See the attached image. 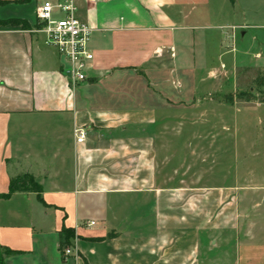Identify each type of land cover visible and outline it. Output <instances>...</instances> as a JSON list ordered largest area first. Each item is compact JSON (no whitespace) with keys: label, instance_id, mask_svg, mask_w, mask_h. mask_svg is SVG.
Instances as JSON below:
<instances>
[{"label":"crops","instance_id":"obj_1","mask_svg":"<svg viewBox=\"0 0 264 264\" xmlns=\"http://www.w3.org/2000/svg\"><path fill=\"white\" fill-rule=\"evenodd\" d=\"M0 1L22 22L0 27V195L23 176L42 190L0 199L4 264H264V178H239L237 137L215 142L264 24L232 21L235 0H78L95 59L72 84L36 33L42 0ZM213 155L233 171H207Z\"/></svg>","mask_w":264,"mask_h":264},{"label":"rangeland","instance_id":"obj_2","mask_svg":"<svg viewBox=\"0 0 264 264\" xmlns=\"http://www.w3.org/2000/svg\"><path fill=\"white\" fill-rule=\"evenodd\" d=\"M235 12L236 15L232 16V21L236 23H243V21H248V24L251 25H261L264 24V0H235ZM226 31V30H224ZM245 32L246 34H250L251 31L246 29V27H240L237 31V39L240 38V33ZM253 34V33H252ZM251 36V35H250ZM252 37H250L251 39ZM263 59L257 65H251L249 67L242 66L241 69L238 68L235 72V76L237 79V88L236 92L232 91L229 95V98H233V96L237 93L248 91L251 89V92L260 100L264 102V89H257L253 86L252 81L256 78L258 73H264V51L262 53ZM229 61H232L233 58H227ZM246 59L242 58V62H245ZM247 61V60H246ZM246 63V62H245ZM231 68L234 65V62H230ZM172 89V88H171ZM227 97L226 102L229 99ZM260 101L253 102L251 104L243 103L237 101V109L238 113L235 112V108H228L224 111H227L225 120L227 124L232 125L231 133L224 132L222 136L218 133V129L216 134L219 135L216 137V144L220 145V139L223 138L222 143L229 144L232 143V149L235 146L233 141L235 137H237L236 142L238 143V176L239 178H256L255 182L249 183L250 186L258 187V182L261 181V178H264V126L261 127L260 119L262 115L256 112L255 109L261 110V106L263 103ZM225 102V103H226ZM226 106V105H224ZM233 106V105H232ZM228 107V106H227ZM252 110V111H251ZM248 111V113H247ZM254 111V112H253ZM238 126V132H235L234 126ZM205 134L208 136L209 129L206 128ZM236 134V135H235ZM221 137V138H220ZM231 139V141L229 140ZM211 142V140H209ZM246 145L254 146L251 150H246ZM247 159V160H246ZM222 160V159H221ZM218 155H213L204 165V168L208 171L218 172L219 170H223V174L228 172L229 169H234V157L229 158V155L224 159L223 166L221 165V161ZM226 164V165H225ZM227 175V174H225ZM36 182V181H35ZM258 189V188H257ZM256 189V190H257ZM260 200H256V202H260ZM255 205V203H254ZM254 219L251 217V222L253 223L255 228L264 225V202L254 210Z\"/></svg>","mask_w":264,"mask_h":264},{"label":"built area","instance_id":"obj_3","mask_svg":"<svg viewBox=\"0 0 264 264\" xmlns=\"http://www.w3.org/2000/svg\"><path fill=\"white\" fill-rule=\"evenodd\" d=\"M78 0H42L36 10V33L43 35L44 44L57 51L65 66V75L72 84L84 83L95 59L89 44L94 29L78 16ZM100 4L106 0H82ZM77 143L86 140V132L76 131ZM92 222L89 226H94ZM71 255V250L65 252Z\"/></svg>","mask_w":264,"mask_h":264},{"label":"trees","instance_id":"obj_4","mask_svg":"<svg viewBox=\"0 0 264 264\" xmlns=\"http://www.w3.org/2000/svg\"><path fill=\"white\" fill-rule=\"evenodd\" d=\"M31 0H17L16 3H28ZM8 2H3L0 1V8L2 6L7 5ZM22 22L18 20H9V21H2L0 19V27L1 26H7V25H12V26H18L21 25ZM252 84L254 87L257 89H264V73H258L256 78L252 81ZM236 99L240 102L243 103H253L260 101L258 98L251 92V89L248 91L240 92L236 95ZM261 102V101H260ZM264 103V102H261ZM30 191H35L38 194L42 192L41 187L35 182V180L30 177V176H23L20 178H17L13 181H11L10 186H9V192L6 195H0V199L8 198L12 196L15 193L18 192H30ZM42 201V199L40 198ZM73 237V234H69V238L63 242L61 249H64V247L70 246V239ZM8 254V252H5L3 248L0 245V264H4V255Z\"/></svg>","mask_w":264,"mask_h":264}]
</instances>
